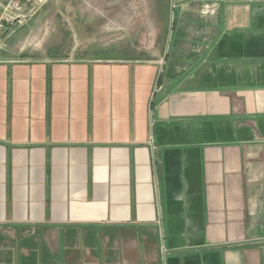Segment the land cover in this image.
<instances>
[{
  "label": "crops",
  "instance_id": "obj_1",
  "mask_svg": "<svg viewBox=\"0 0 264 264\" xmlns=\"http://www.w3.org/2000/svg\"><path fill=\"white\" fill-rule=\"evenodd\" d=\"M171 7L150 59L0 54V264H264V0Z\"/></svg>",
  "mask_w": 264,
  "mask_h": 264
},
{
  "label": "rangeland",
  "instance_id": "obj_2",
  "mask_svg": "<svg viewBox=\"0 0 264 264\" xmlns=\"http://www.w3.org/2000/svg\"><path fill=\"white\" fill-rule=\"evenodd\" d=\"M172 0H42L37 13L5 41L2 56L83 60L150 59L163 52ZM168 48L166 43L165 52Z\"/></svg>",
  "mask_w": 264,
  "mask_h": 264
},
{
  "label": "built area",
  "instance_id": "obj_3",
  "mask_svg": "<svg viewBox=\"0 0 264 264\" xmlns=\"http://www.w3.org/2000/svg\"><path fill=\"white\" fill-rule=\"evenodd\" d=\"M42 0H0V51L17 29L37 13Z\"/></svg>",
  "mask_w": 264,
  "mask_h": 264
}]
</instances>
